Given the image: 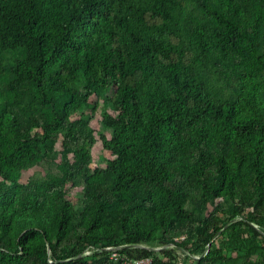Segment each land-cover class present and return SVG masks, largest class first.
<instances>
[{
	"label": "trees",
	"instance_id": "16d2710c",
	"mask_svg": "<svg viewBox=\"0 0 264 264\" xmlns=\"http://www.w3.org/2000/svg\"><path fill=\"white\" fill-rule=\"evenodd\" d=\"M56 145L60 173L21 184ZM224 206L264 251V0H0V264H163L136 246L202 250Z\"/></svg>",
	"mask_w": 264,
	"mask_h": 264
},
{
	"label": "rangeland",
	"instance_id": "374dc122",
	"mask_svg": "<svg viewBox=\"0 0 264 264\" xmlns=\"http://www.w3.org/2000/svg\"><path fill=\"white\" fill-rule=\"evenodd\" d=\"M83 111L86 117L100 119L103 110L102 107L98 105L95 111H90L87 108H84ZM100 133L105 134L107 137L111 136L108 129L104 128L102 125H98L97 131L95 132L96 141L91 148L92 169L104 168L107 159L110 157L109 152L103 148L99 139ZM63 162L64 159L60 147L56 145L48 154L44 155L39 162L21 173L20 183L28 185L45 180L51 175H58L60 173V165L63 164ZM82 188L83 185H77L69 192V196L76 202L78 208H81L83 205ZM224 208L225 209H221L220 212L224 211L223 220L226 224L221 227L219 233L215 235L202 250L199 248L195 233L190 237H188V235H183L179 238H175L176 242L184 243L185 245L183 246L174 243L162 244L155 241L152 243H142L136 247L149 248L152 252V257H157L163 264H195L197 259L206 255H208V259L211 260L210 264H254L258 259L264 257V251L260 248V246L263 245L261 239L257 238L246 224H242L239 229V236L243 237L245 245L240 241V237L239 240L234 239L235 232L229 228L230 224L242 218L246 219V217L235 216L231 218L230 211H227L226 206H224ZM250 224L260 231L264 230V225L263 227L258 226L253 222H250ZM251 239L257 242L258 248H249ZM122 246L123 245L112 247L111 251L113 252L114 250L117 252ZM211 250H214L216 254L211 253ZM88 251L90 252V250H86L85 253ZM138 253V251L133 250V259L139 258Z\"/></svg>",
	"mask_w": 264,
	"mask_h": 264
},
{
	"label": "built area",
	"instance_id": "2783aa9c",
	"mask_svg": "<svg viewBox=\"0 0 264 264\" xmlns=\"http://www.w3.org/2000/svg\"><path fill=\"white\" fill-rule=\"evenodd\" d=\"M106 249L111 250L112 246L106 247ZM87 253H89V251ZM111 256L115 260L120 258L122 260V264H150L152 261L151 257L134 258L131 260V259H128L127 257H125L124 255L120 256L119 253H117L114 250H113Z\"/></svg>",
	"mask_w": 264,
	"mask_h": 264
}]
</instances>
